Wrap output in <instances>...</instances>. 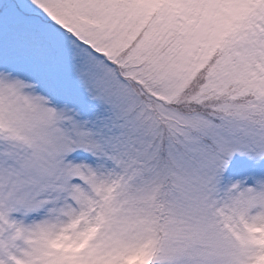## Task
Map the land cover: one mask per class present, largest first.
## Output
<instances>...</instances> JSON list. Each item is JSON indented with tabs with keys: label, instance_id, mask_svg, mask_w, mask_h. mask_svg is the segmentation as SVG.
<instances>
[{
	"label": "snow or ice",
	"instance_id": "6c2138e0",
	"mask_svg": "<svg viewBox=\"0 0 264 264\" xmlns=\"http://www.w3.org/2000/svg\"><path fill=\"white\" fill-rule=\"evenodd\" d=\"M0 264H264V0H0Z\"/></svg>",
	"mask_w": 264,
	"mask_h": 264
}]
</instances>
